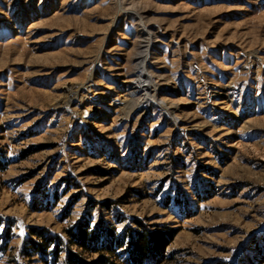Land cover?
<instances>
[{"label":"rangeland","instance_id":"obj_1","mask_svg":"<svg viewBox=\"0 0 264 264\" xmlns=\"http://www.w3.org/2000/svg\"><path fill=\"white\" fill-rule=\"evenodd\" d=\"M82 218L176 230L159 264H262L264 0H0V264Z\"/></svg>","mask_w":264,"mask_h":264},{"label":"trees","instance_id":"obj_2","mask_svg":"<svg viewBox=\"0 0 264 264\" xmlns=\"http://www.w3.org/2000/svg\"><path fill=\"white\" fill-rule=\"evenodd\" d=\"M91 225V219L82 218L66 230L69 242L47 230L30 228L24 254H35L44 264H159L176 233L173 229L150 231L140 223L138 230L127 226L121 232L113 226H103L101 221ZM4 238L2 249L10 239L7 229ZM62 254L64 258L60 260ZM260 263H264V251Z\"/></svg>","mask_w":264,"mask_h":264},{"label":"bare ground","instance_id":"obj_3","mask_svg":"<svg viewBox=\"0 0 264 264\" xmlns=\"http://www.w3.org/2000/svg\"><path fill=\"white\" fill-rule=\"evenodd\" d=\"M144 63L145 62H143L141 64L140 71H138L137 75H136L137 77H135L133 80L125 81V84L129 85V90H128L129 96L141 95V99H140L139 103L136 104L138 109L151 108L152 106L154 109V107L157 106V103H156L157 89L155 88L153 81H151L147 77V75L145 74ZM124 97L125 96L121 95L119 97L113 98L111 103L114 104V106L116 104L117 106L121 105V106L125 107V108H123L124 110L129 109V111L126 114V115H129L130 112L132 111V109L134 108V102L131 101L132 99L128 100L127 98H124ZM111 106H113V105H111Z\"/></svg>","mask_w":264,"mask_h":264},{"label":"built area","instance_id":"obj_4","mask_svg":"<svg viewBox=\"0 0 264 264\" xmlns=\"http://www.w3.org/2000/svg\"><path fill=\"white\" fill-rule=\"evenodd\" d=\"M158 109H156L155 107H154V109L152 108V109H150V108H147V112L148 111H152V112H160V108L159 107H157ZM156 109V110H155Z\"/></svg>","mask_w":264,"mask_h":264}]
</instances>
